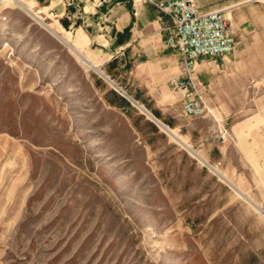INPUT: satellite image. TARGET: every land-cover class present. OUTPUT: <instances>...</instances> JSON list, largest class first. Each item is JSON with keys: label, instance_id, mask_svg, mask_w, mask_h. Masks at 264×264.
<instances>
[{"label": "rangeland", "instance_id": "obj_1", "mask_svg": "<svg viewBox=\"0 0 264 264\" xmlns=\"http://www.w3.org/2000/svg\"><path fill=\"white\" fill-rule=\"evenodd\" d=\"M235 4L251 77L194 78L210 112L170 93L163 118L109 54L0 0V264H264V0L214 9Z\"/></svg>", "mask_w": 264, "mask_h": 264}, {"label": "crops", "instance_id": "obj_2", "mask_svg": "<svg viewBox=\"0 0 264 264\" xmlns=\"http://www.w3.org/2000/svg\"><path fill=\"white\" fill-rule=\"evenodd\" d=\"M34 1L62 29L86 38L91 52L109 54L110 66L114 62L115 68L128 70L139 99L150 104L159 116L166 117L165 107L172 100L168 98L170 93L181 101V94L173 93L171 87L172 80L181 77L183 66L179 52L166 46L169 36L166 27L170 20L149 0H103L100 6L96 0ZM191 1L201 12L222 11L237 39V48L232 54L201 59L196 66L195 80L209 82L213 90L219 80L250 78L258 60L253 54L262 41L255 22L243 18L238 4L214 9L220 0ZM80 44L78 39L77 45ZM221 92L215 89V93Z\"/></svg>", "mask_w": 264, "mask_h": 264}, {"label": "built area", "instance_id": "obj_3", "mask_svg": "<svg viewBox=\"0 0 264 264\" xmlns=\"http://www.w3.org/2000/svg\"><path fill=\"white\" fill-rule=\"evenodd\" d=\"M96 1L99 6L103 2ZM149 2L170 20L166 46L179 52L183 66L181 77L172 80L171 87L181 94L182 111L188 117H202L210 107L201 84L194 81L196 66L201 59L228 56L236 50L229 20L219 10L201 12L191 0Z\"/></svg>", "mask_w": 264, "mask_h": 264}, {"label": "trees", "instance_id": "obj_4", "mask_svg": "<svg viewBox=\"0 0 264 264\" xmlns=\"http://www.w3.org/2000/svg\"><path fill=\"white\" fill-rule=\"evenodd\" d=\"M114 64V62H112V64H111V66ZM143 101V100H142ZM144 102V101H143ZM123 103V102H122ZM125 103V102H124ZM146 103V102H145ZM148 104V103H147ZM149 105V104H148ZM154 112H155V114L157 115V116H159V114H158V112L157 111H155L154 110Z\"/></svg>", "mask_w": 264, "mask_h": 264}, {"label": "bare ground", "instance_id": "obj_5", "mask_svg": "<svg viewBox=\"0 0 264 264\" xmlns=\"http://www.w3.org/2000/svg\"><path fill=\"white\" fill-rule=\"evenodd\" d=\"M34 14H37V12L36 13H34ZM87 61V60H86ZM85 62V61H84ZM87 63V62H86ZM87 64H89V62L87 63ZM89 66V65H88ZM92 66V65H91ZM90 66V67H91ZM94 66V65H93ZM95 67V66H94ZM99 72V71H98ZM104 75V74H103ZM144 112V111H143ZM145 116H147L146 114H145ZM152 116V115H151ZM153 118H154V116H152ZM154 119H156V118H154Z\"/></svg>", "mask_w": 264, "mask_h": 264}]
</instances>
